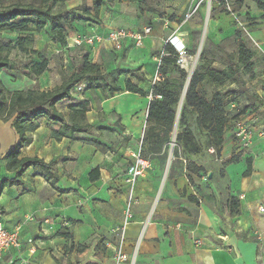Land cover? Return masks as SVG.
<instances>
[{
    "label": "rangeland",
    "instance_id": "rangeland-1",
    "mask_svg": "<svg viewBox=\"0 0 264 264\" xmlns=\"http://www.w3.org/2000/svg\"><path fill=\"white\" fill-rule=\"evenodd\" d=\"M188 1L67 0L54 3V0H0V12L7 13L18 4H34L44 11H50L52 17L60 16L63 19L62 28H58L56 31H54L55 24L48 22L41 31L0 32V47L5 49L1 55L7 56L12 63L11 68L0 73L1 87L10 92L29 89L50 91L60 87L74 73L81 72L86 61L99 65L100 74L87 76L80 83L84 86V90L90 81L98 80L113 86L119 85L123 91L115 94L113 98H109L106 91L88 90L80 94L74 88L71 94V103H74L73 101H77V103L88 101L91 111L86 114V121L82 123L85 125L83 133H75L72 137L74 140L96 147L103 154H119L116 163L126 167L125 155L135 149L141 148L142 156L147 159L158 153H164L166 158L170 154L173 143L171 141L172 136L168 142L160 140L161 128L148 122L142 130L145 109L153 98L151 96L152 89L158 83H154L155 77L159 75L162 80L159 68L162 65V58L168 56L164 52L165 46L170 44L175 48V42L182 43L181 46H185L187 56L192 58L191 62H195L194 71L204 63L206 65L210 63L214 69L220 71L230 65L227 55H232L234 61H238V44L244 42L248 48L255 52L253 77L243 73L242 84L230 81L223 85H216L205 81L197 89L200 95L208 101L217 92L225 94L229 91H236V96L233 99L228 98L225 101L224 110L227 119L225 144L232 142L234 145L233 156L239 153L252 154L254 149L252 147L255 142L264 140V89L262 82L264 80L262 76L264 69V12L260 11L252 0H246L243 4L237 0H227L233 13L230 14L224 6L216 7L208 18L205 9L202 8L188 20L187 17L192 10V3L191 1L188 3ZM208 22H210L209 25ZM149 26L153 28L149 37L152 42H150V47L147 48L146 46V49L132 45L123 51H109L102 49V46L88 48L75 47L73 44V38L76 35L87 33L92 28H95L94 30L97 28L101 30H140ZM204 30L206 31L205 41L201 44ZM28 35L33 38V41L28 43V48L38 51L49 61L48 71L39 77L34 76L30 70L33 64L40 61L38 56L12 49L20 37ZM149 40H145L144 44L147 45ZM202 54L204 59L201 60ZM180 59L181 56L177 63L179 69L189 76L182 67ZM181 76L179 71L171 69L167 78L182 83ZM126 79L150 95L143 97L125 94L124 82ZM65 116L70 123L69 111L65 113ZM242 118L257 120L256 124L253 125L256 131L254 141L251 148L244 151H240L239 142L234 135V122ZM186 123L193 131L195 140L200 146L202 157L211 156V161L206 166L207 169L203 175H200V178L203 179V185L210 186V190L215 191L216 198L221 199V193H225L226 189L220 178V171L225 168L227 163L221 161L222 155L218 152L210 154L209 148L213 147V137L210 132L201 129L197 112L190 109L186 115ZM9 127L12 128V120L5 122L0 119V152L2 153L8 150L12 135H15L13 128L12 134L9 132ZM56 127L60 128L59 125ZM179 129L178 131H180ZM131 132H134L136 136H133ZM175 145L172 159L175 157L174 150L176 147L178 157L189 156L181 145H178L177 142ZM262 155L264 156V150ZM91 156L89 157L87 154V158L91 162L99 160V157ZM4 161L0 158V177L5 169ZM210 173L212 179H209ZM162 178L164 180V175ZM138 185L139 183L135 187ZM7 188L10 189L11 187ZM162 189L159 190L158 204L154 206V199L159 192L151 201L150 216L160 206ZM210 190L204 188L203 195L209 194ZM14 192L15 190L5 191L0 203V211H2V207L3 211L5 209L11 214L13 213L17 205ZM248 192L253 195L252 192ZM250 200H255V198L249 197L248 201ZM94 202V200L89 199L85 205L80 203L78 207L87 208L91 215H94L91 207ZM125 209L126 204L124 212ZM122 220L124 223L125 214ZM131 220L132 218L129 219L130 223ZM126 229L127 233L133 231L129 226ZM141 229L138 231L136 239H138ZM255 230L254 224H251L244 237L258 234ZM105 231V225L92 229L88 228L81 239L78 237L75 239L71 233L63 234L70 235L71 238L66 239L67 244L62 246L59 254L54 249H47L45 252L58 264H114V256L111 255L107 243L112 242V240L116 241L120 237L114 232L116 230H112V237ZM245 241H248V238H245ZM138 254L139 250L136 254L135 264H137ZM0 264H18V261L15 260L12 263L9 257H6Z\"/></svg>",
    "mask_w": 264,
    "mask_h": 264
},
{
    "label": "crops",
    "instance_id": "crops-1",
    "mask_svg": "<svg viewBox=\"0 0 264 264\" xmlns=\"http://www.w3.org/2000/svg\"><path fill=\"white\" fill-rule=\"evenodd\" d=\"M94 29H89V32L107 33L112 30ZM150 42L152 41L149 40L142 48L150 47ZM132 45V41H128L124 49ZM97 46L112 51L107 45ZM73 102L65 100L57 109L65 115L69 107L77 103ZM148 105L149 103L145 109L142 130L147 124ZM38 122L39 128L29 134L32 141L21 151V158L37 157L46 164H51L57 188L66 192L60 193L44 178L37 176L45 174L40 167L29 169L21 178L20 186L2 191L0 203L6 190H15L17 205L13 213L5 209L3 211L1 207L0 219L9 230L20 229L23 243L20 251L7 252L3 259L9 257L10 262L16 260L18 264H58L45 251L54 249L59 254L62 246L67 244L68 238L63 234L71 233L75 239H81L88 228L105 225L106 234L112 237V230L124 228L125 221L123 223L122 219L129 189L125 174L132 161L131 154L139 150H132L125 155L126 167L119 166L116 163L119 154H103L96 147L78 140L64 138L56 141L52 138V130L58 129V125L45 119ZM252 122L256 124L257 120ZM8 130L11 133L12 128L9 127ZM131 133L136 136L134 132ZM18 142L19 136L15 133L8 150L0 152L1 160ZM233 149L232 142L224 145L222 162L227 163L233 157ZM252 149V154L243 153L238 163H227L220 171V178L226 189L225 193H221V199L216 198L215 191L210 190V186L203 185V179L200 178L203 173L199 175L192 168L194 164L207 169L206 166L211 161L210 155L202 157L200 153L174 157L169 165V156L164 157V153L149 158L151 167L144 177L138 179L139 185L135 187L134 196L138 202L133 209L132 222H128L124 229L126 253L132 254L138 231L150 219L139 243L137 264H264V212L260 211V207L264 208V140H257ZM87 154L89 157H99V160L91 162ZM248 158L252 160V174L244 178ZM4 162L5 169L0 183L16 176L15 172L7 170V163ZM96 168L100 169L101 177L92 182L90 173ZM204 188L210 190L206 196L203 195ZM160 189L163 190L162 201L150 216L151 201ZM242 194L246 198L240 201L238 196ZM159 196L160 192L154 199V206L158 204ZM189 196L196 197L198 203L190 202ZM232 197L236 198L238 206L235 215L232 214L229 203ZM249 197H254L255 200L248 201ZM89 199L95 201L91 206L94 215L87 208L78 207L80 203L85 205ZM251 224H254L258 234L249 235L252 238L244 237ZM127 226L133 231L127 233ZM195 240H200L201 245H195ZM118 242L119 239H116L107 243L112 256L114 252L111 247Z\"/></svg>",
    "mask_w": 264,
    "mask_h": 264
},
{
    "label": "trees",
    "instance_id": "trees-1",
    "mask_svg": "<svg viewBox=\"0 0 264 264\" xmlns=\"http://www.w3.org/2000/svg\"><path fill=\"white\" fill-rule=\"evenodd\" d=\"M65 2L67 0H54L56 2ZM243 4L246 0H237ZM260 11L264 12V0H252ZM219 7L224 5L225 0H219ZM48 22L55 24L54 31L62 28L63 19L60 16L52 17L50 11H44L41 7H36L34 4L22 5L18 4L7 13L0 12V32H30L43 30ZM32 36L28 35L20 37L18 42L12 49H18L22 53L32 54L38 56L39 62L31 67V73L39 77L48 71L49 61L41 53L34 49L28 48V43L32 42ZM4 48L0 47V73L3 70L9 69L12 66L11 61L7 56L3 57L1 54ZM164 52L168 55L162 58V65L159 68L161 78L153 87L150 101L147 109V122L161 128L162 136L160 140L169 141L171 136L174 139V129L177 118V113L180 111L178 121V131L176 133L175 142L181 145L188 155H197L201 153L200 146L195 140L193 131L186 123L187 112L192 109L199 115V125L201 129L210 132L213 137V147L215 152L221 154L225 139L224 136L227 131V119L225 117V101L236 96V91H229L225 94L217 92L213 98L208 101L203 98L197 87L209 81L216 85H223L227 82H234L238 84L243 83L242 74H249L253 77V70L255 63L253 61L255 52L252 51L244 42H239L237 57L238 61H234L232 55H227L230 62L228 68L223 70L214 69L210 63L199 66L193 73L189 87L185 94L184 103L180 109V101L184 92L188 75L183 70L179 69L177 65L180 54L170 44L165 46ZM191 56L193 54H190ZM204 59L203 54L201 60ZM264 61V57H263ZM179 71L182 76V83L176 80L168 79L167 75L170 70ZM100 66L86 61L81 72L74 73L67 81L60 87L50 91H36V90H18L14 92L6 91L1 87L0 83V119L7 122L12 120V128L19 136V142L11 148L3 157L7 163V170L15 172L16 176L13 179H6L0 183V195L7 187L20 186L22 184V177L31 168L40 167L45 171L41 176L46 182L60 193L66 191L57 188V182L53 180L54 173L51 164H46L43 160L34 157L21 158V151L31 144L32 139L29 137L30 133L35 132L39 128V120L45 119L53 125H59L60 128L52 130V138L56 141H61L64 138L73 139L72 135L75 133H83L86 121V114L91 111L89 102L77 103L69 107L70 123L66 116L61 113L57 106L65 100H71L72 90L76 88L87 76L100 74ZM264 77V69L263 74ZM102 79H104L102 77ZM263 89H264V80ZM125 92L136 94L143 97H148L150 94L145 90L135 85L129 79L124 82ZM101 90L109 94V98H113L115 94L121 93L123 90L119 85H109L107 82H99L98 80L90 81L84 91ZM74 99V98H73ZM182 129V130H181ZM149 132V131H148ZM159 137V135H156ZM177 147L174 150L175 157H178ZM243 153L233 156L227 161L228 164L238 163L239 158ZM247 169L243 174L244 178L250 177L252 174V160H246ZM193 170L204 173L203 167L192 165ZM100 179V169L96 168L90 173V180L92 182ZM188 200L192 203H198V199L194 196H189ZM232 214H236L238 208L236 199L234 197L229 200ZM70 239V235H65Z\"/></svg>",
    "mask_w": 264,
    "mask_h": 264
},
{
    "label": "built area",
    "instance_id": "built-area-1",
    "mask_svg": "<svg viewBox=\"0 0 264 264\" xmlns=\"http://www.w3.org/2000/svg\"><path fill=\"white\" fill-rule=\"evenodd\" d=\"M192 5V10L187 17L191 19L195 14H197L202 8L205 9L207 17H210L212 11L219 7V0H190ZM224 8L231 14L233 13L231 6L228 1L225 0ZM215 8V9H214ZM152 33V27H146L138 31H131L125 29L111 30L107 33H99L96 31H90L87 33H82L76 35L73 38V44L75 47H94L97 45H107L112 51H122L126 46L128 41H132L133 45L136 47H143L145 40H147ZM176 47V46H175ZM180 52V51H179ZM181 56V55H180ZM160 80L159 75L155 77L154 83ZM75 90L78 93L84 91V86L79 84L76 86ZM251 119V118H250ZM254 123L252 119H238L234 122V135L235 139L239 142V149L249 150L251 148L252 142L256 136V131L253 128ZM176 146V145H175ZM141 148L131 154L132 161L128 166L125 174V182L128 185V195L126 200L125 209V225L129 222V219L133 217V206L137 204V199L134 196L135 186L141 177H144L147 171L151 167V163L148 159L144 158L141 154ZM211 154H215L214 149H210ZM246 196L244 194L238 196L240 201L244 200ZM260 211L264 212V208L260 207ZM150 219L142 224V229L140 235L137 239V245L134 248L131 255H128L125 250L126 239L124 237V228L116 229V233H119V242L116 246L111 247L114 252V264H135L136 254L138 252L139 243L142 241L145 233L146 226L148 225ZM195 245L200 246L201 241L195 240ZM22 240L20 237V229L9 230L4 222L0 219V262L2 261L4 254L10 251H20L22 249ZM13 263V261H12ZM27 264V263H26Z\"/></svg>",
    "mask_w": 264,
    "mask_h": 264
},
{
    "label": "bare ground",
    "instance_id": "bare-ground-1",
    "mask_svg": "<svg viewBox=\"0 0 264 264\" xmlns=\"http://www.w3.org/2000/svg\"><path fill=\"white\" fill-rule=\"evenodd\" d=\"M209 24H210V22H208V25ZM205 33H206V31L204 30V33H203V36H202V40H201L202 41L201 44L204 43V41H205ZM181 45H182V43L180 44L179 42H175V46L179 48V51L181 53V65L185 69V71L189 74V76H188V81L186 83L184 92H183L182 97H181L180 109L183 106L185 94H186L187 89L189 87L190 78H191L192 74L194 73V69H195V62L194 61L191 62L192 58L187 56V54L185 52V49H184L185 46L184 45L181 46Z\"/></svg>",
    "mask_w": 264,
    "mask_h": 264
},
{
    "label": "water",
    "instance_id": "water-1",
    "mask_svg": "<svg viewBox=\"0 0 264 264\" xmlns=\"http://www.w3.org/2000/svg\"><path fill=\"white\" fill-rule=\"evenodd\" d=\"M175 48L177 49V51H179V48L178 47H175ZM179 54L181 55L180 52H179ZM191 78H192V76H191ZM191 78H190V81H191ZM179 117H180V111H178V113H177V118H176V123H175V129H174V139H173V143L171 144L168 165L170 164L171 159H172L173 147H175V139H176V133H177V129H178ZM209 179H212V174L211 173L209 174Z\"/></svg>",
    "mask_w": 264,
    "mask_h": 264
}]
</instances>
